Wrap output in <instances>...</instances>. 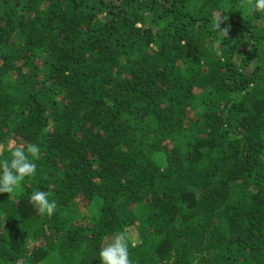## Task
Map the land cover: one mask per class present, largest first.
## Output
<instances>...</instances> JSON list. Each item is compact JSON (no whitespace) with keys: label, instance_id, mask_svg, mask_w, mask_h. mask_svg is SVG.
<instances>
[{"label":"trees","instance_id":"1","mask_svg":"<svg viewBox=\"0 0 264 264\" xmlns=\"http://www.w3.org/2000/svg\"><path fill=\"white\" fill-rule=\"evenodd\" d=\"M11 141L41 151L0 194V264H101L120 231L131 264H264V14L0 0V159Z\"/></svg>","mask_w":264,"mask_h":264},{"label":"clouds","instance_id":"2","mask_svg":"<svg viewBox=\"0 0 264 264\" xmlns=\"http://www.w3.org/2000/svg\"><path fill=\"white\" fill-rule=\"evenodd\" d=\"M249 15L264 14V0H247ZM219 21H217L218 27ZM10 142L11 152L8 158L0 159V194L7 193L8 199L17 193L22 183L36 175L37 161L40 157V146L37 143L15 145ZM51 192L35 190L30 194L29 203L42 216H52L57 209L55 199H50ZM131 237L128 233L120 231L115 233L106 246L99 250L101 264H131L129 248Z\"/></svg>","mask_w":264,"mask_h":264},{"label":"rangeland","instance_id":"3","mask_svg":"<svg viewBox=\"0 0 264 264\" xmlns=\"http://www.w3.org/2000/svg\"><path fill=\"white\" fill-rule=\"evenodd\" d=\"M129 230H130L131 234H132V232L134 231L133 229H129ZM135 236H136V234H134V235L131 236V240H132L134 243L137 242V239H136Z\"/></svg>","mask_w":264,"mask_h":264}]
</instances>
